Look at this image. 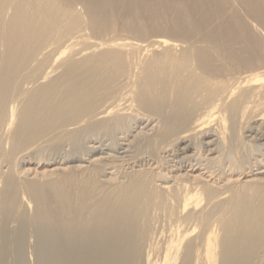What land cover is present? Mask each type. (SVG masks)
Masks as SVG:
<instances>
[{"label": "bare ground", "instance_id": "bare-ground-1", "mask_svg": "<svg viewBox=\"0 0 264 264\" xmlns=\"http://www.w3.org/2000/svg\"><path fill=\"white\" fill-rule=\"evenodd\" d=\"M27 237L264 264V0H0V264Z\"/></svg>", "mask_w": 264, "mask_h": 264}, {"label": "rangeland", "instance_id": "rangeland-1", "mask_svg": "<svg viewBox=\"0 0 264 264\" xmlns=\"http://www.w3.org/2000/svg\"><path fill=\"white\" fill-rule=\"evenodd\" d=\"M123 36H127V35H123ZM152 37L154 38L155 37V35H151V37H148V38H146L145 39V42H144V44H147V43H149V42H151L153 39H152ZM151 40V41H150ZM146 41H148L147 43H146ZM32 239V238H31ZM29 237H27V238H25V240H24V246H23V249H24V251L23 252H21V254L18 252L17 253V250L16 249H14L13 251H12V254H10L9 255V257L6 259V264H15V262L17 263V261H19V258L21 257V259L23 258V261L24 260H26L25 261V263L26 264H33L34 262V264H40V262L38 261L39 260V257H38V254H37V252L38 251H36V248H37V244H38V240L36 239V237H34L32 240H31ZM35 239V240H34ZM35 242V243H34ZM26 246V247H25ZM30 247H32L31 249H30ZM34 247V248H33ZM33 249V250H32ZM16 250V251H15ZM31 250V251H30ZM31 252H33V254L31 253ZM35 253V254H34ZM17 254V255H16ZM24 254H25V256H24ZM36 254H37V257H36ZM27 255V256H26ZM30 255V256H29ZM16 256V257H15ZM27 257V258H26ZM37 258V260L35 261V259ZM16 259V261H14ZM34 259V260H33ZM8 260V261H7ZM9 260H10V262H9ZM33 260V261H32ZM8 262V263H7ZM32 262V263H31Z\"/></svg>", "mask_w": 264, "mask_h": 264}]
</instances>
